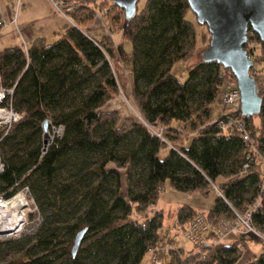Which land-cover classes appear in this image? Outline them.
Segmentation results:
<instances>
[{"label": "trees", "instance_id": "obj_1", "mask_svg": "<svg viewBox=\"0 0 264 264\" xmlns=\"http://www.w3.org/2000/svg\"><path fill=\"white\" fill-rule=\"evenodd\" d=\"M53 1L71 20L55 41L37 37L26 51L22 44L0 50V79L13 89L11 104L21 114L0 140V194L9 198L27 187L43 213L34 234L0 242V252L14 243L18 255L4 264H141L159 239L162 212L147 211L166 181L182 192L216 184L220 194L206 213L211 222L244 214L259 200L250 220L264 231L261 176L256 168L240 176L248 148L239 136L218 130L211 114L230 71L201 58L183 81L171 73L174 63L195 50L187 1L142 0L130 17L109 0ZM104 7L110 32L131 43L130 76L121 71L120 47L109 36L92 35L97 9ZM250 40L259 52L263 41L248 28ZM258 81L259 112L243 115L239 106L238 113L263 150L264 85ZM229 82L236 85L232 74ZM119 91L132 101L140 122L104 109ZM257 117L259 124L253 122ZM44 120L47 129L61 128L45 149ZM157 127L162 139L150 129ZM164 147L168 151L160 158ZM195 213L178 207L179 227ZM245 246V239L218 242L184 258L181 250H170L166 264H237ZM244 264H264V251Z\"/></svg>", "mask_w": 264, "mask_h": 264}, {"label": "rangeland", "instance_id": "obj_2", "mask_svg": "<svg viewBox=\"0 0 264 264\" xmlns=\"http://www.w3.org/2000/svg\"><path fill=\"white\" fill-rule=\"evenodd\" d=\"M142 3V0H139L137 5L141 6ZM106 8L107 7L102 9L96 8L101 18L100 20L95 18L97 20L96 26L98 25L99 27L93 29L92 35L96 38H100L103 35L109 36L113 46H116L117 49L118 46L120 47L118 51L121 71L123 74L125 73L130 76L129 54L131 43L128 40H121L118 32H110L105 19L107 13V11L105 12ZM0 9L3 12L2 15L5 21L4 25L0 27V50L22 44V42L25 43L26 46H29V43L37 37H44L47 43H51L61 35L62 26L71 22L60 3L53 0H0ZM185 18L190 21L196 39L195 50L192 57L177 61L171 68V73L181 81L186 78L189 69L202 58L201 53L207 47V39L209 37L206 26L196 21L192 11H187ZM112 61L113 60H111V62ZM220 98L219 95L210 106L212 118L214 119H217L223 113V104L220 102ZM106 105L104 108L105 110L121 111L122 118L131 117L137 122L141 121L132 101L126 98L121 91H119L114 99L107 102ZM259 121L257 117L253 122L259 124ZM55 133L59 132L56 131ZM47 134V137L49 136V142L53 138L49 128L47 129ZM188 143L189 139H187L183 145L187 146ZM167 151V147L162 148L159 152V157L163 158ZM253 152L257 159H259L256 161L257 170L261 175H264V162L260 161V159H264V149L262 150L260 145L256 143L255 151ZM121 172L123 173V171ZM16 193H21L20 199L25 207L20 215L23 221L22 227L17 231L1 233L0 242L3 243L14 240L20 241L34 234L43 220V213L40 212L34 202L32 193L30 191L28 193H23L20 188L14 192V194ZM218 194L220 193L217 190L216 184L213 183L203 190L182 192L170 188L168 182H165L158 194L157 203L151 207L152 210H160L163 215L162 225L157 231L159 239L155 247V252L153 253L160 263L166 264L169 261L170 250H181V257L183 258L194 253L192 243L187 240L183 229L179 227L176 220V211L178 207L187 205L197 213L206 214L213 208L215 198ZM150 212L149 210V215L151 214ZM237 214L243 219L245 213ZM62 219H64L63 214H60L59 220ZM252 227L264 236V231L261 230L259 225L253 222ZM238 239L247 240L249 242V248L254 250L255 253L264 251V241L252 232L245 231L243 225L241 231L228 233L221 239L220 243L230 244ZM71 246L72 244L70 243L68 250ZM247 252L246 247H242L241 255L245 256ZM150 254L151 252L145 254L141 264H150ZM15 256L18 255L15 253L14 243L9 246H2L0 264L6 263L12 258H15Z\"/></svg>", "mask_w": 264, "mask_h": 264}, {"label": "water", "instance_id": "obj_3", "mask_svg": "<svg viewBox=\"0 0 264 264\" xmlns=\"http://www.w3.org/2000/svg\"><path fill=\"white\" fill-rule=\"evenodd\" d=\"M123 9L126 17L132 16L139 0H109ZM196 21L206 26L209 41L201 53L202 59L216 62L228 69L236 80L243 115L258 113L262 104L256 84L249 75L252 61L244 44L248 28L264 40V0H186ZM47 120L42 123L43 144L47 139ZM1 234V233H0ZM77 235L72 250L78 246Z\"/></svg>", "mask_w": 264, "mask_h": 264}, {"label": "built area", "instance_id": "obj_4", "mask_svg": "<svg viewBox=\"0 0 264 264\" xmlns=\"http://www.w3.org/2000/svg\"><path fill=\"white\" fill-rule=\"evenodd\" d=\"M76 2V1H75ZM73 2L70 7L67 8L69 10L74 4ZM107 11V8L105 12ZM95 18L100 20L99 12L96 13ZM4 17L2 15V10L0 9V27L4 25ZM99 27V26H98ZM262 49L257 52L255 50L254 40H250L249 42H245L247 47V54L250 60L252 61V65L249 68V75L255 81L257 79L258 83L264 85V40ZM22 47L24 51L27 50V46L22 42ZM230 74H225L226 85L220 92V102L223 104V113L217 119L214 120L216 128L220 131H224L233 135H237L240 137L241 141L248 148L246 151V162L243 165V169L240 171V176H245L250 170L257 169L256 161L257 157L255 156V144L253 143L248 131L245 120L238 113L240 106V95L239 90L236 85H232L230 80ZM12 88H6L2 85L0 79V140L7 133L10 127L21 119V114L18 113L11 104L12 98ZM151 131L159 138L162 139V128H150ZM52 136H57L60 134L61 128L50 127ZM59 133H55V132ZM48 135V134H47ZM49 139V136H48ZM53 139V138H52ZM51 139V140H52ZM50 140V141H51ZM49 141V142H50ZM48 142V143H49ZM260 161L264 162V159H260ZM3 170V163L0 161V172ZM260 174V173H259ZM262 184L264 183V175H261ZM21 192L28 193L29 190L27 187H21ZM7 199L4 198L3 194H0V200ZM259 207V200H256L243 216V219L235 213L233 218L221 219L217 222H211L208 220L206 214L195 213L191 219L186 224L183 229L184 235L189 240L193 247L194 253H200L204 248H208L211 245H214L221 241V239L230 232H237L242 230V225L245 228V231L252 232L258 238L264 241V236L258 233L251 225L250 214L254 209ZM242 251V249H241ZM150 254V264H160L155 255V248L152 249ZM242 253V252H241ZM242 256V255H241ZM240 256L237 264H244L250 255Z\"/></svg>", "mask_w": 264, "mask_h": 264}, {"label": "bare ground", "instance_id": "obj_5", "mask_svg": "<svg viewBox=\"0 0 264 264\" xmlns=\"http://www.w3.org/2000/svg\"><path fill=\"white\" fill-rule=\"evenodd\" d=\"M47 144L48 137L46 144H43V149ZM20 198L21 193H16L7 199L0 200V233L17 231L22 227L23 221L20 215L25 207Z\"/></svg>", "mask_w": 264, "mask_h": 264}, {"label": "crops", "instance_id": "obj_6", "mask_svg": "<svg viewBox=\"0 0 264 264\" xmlns=\"http://www.w3.org/2000/svg\"><path fill=\"white\" fill-rule=\"evenodd\" d=\"M2 14H3V12H2ZM95 25H96V24H95ZM94 27H95V26H94ZM91 32H93V30H92ZM106 107H107V105H106ZM106 110H107V109H106ZM152 207H153V206H152ZM190 208H191V207H190ZM191 209H192V208H191ZM149 210H150L151 212L155 211V210H152L151 207L148 209V211H149ZM148 211H147V212H148ZM195 212H196V211H195ZM196 213H197V212H196ZM245 244H246L245 247H246V249H247V251H248V252H247V255H252L253 253H255L254 250H252V249L249 248V242H248L247 240H245ZM255 250H256V249H255Z\"/></svg>", "mask_w": 264, "mask_h": 264}]
</instances>
